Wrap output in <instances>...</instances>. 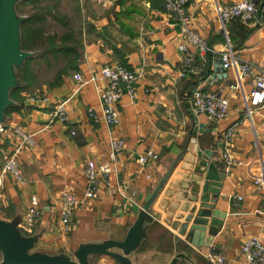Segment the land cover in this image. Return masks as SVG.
Returning <instances> with one entry per match:
<instances>
[{
	"label": "crops",
	"instance_id": "obj_1",
	"mask_svg": "<svg viewBox=\"0 0 264 264\" xmlns=\"http://www.w3.org/2000/svg\"><path fill=\"white\" fill-rule=\"evenodd\" d=\"M240 1L187 0L185 13L192 29L209 50L200 52L186 45L202 73L182 75L178 46L185 42L176 18L164 11L162 0H81L85 15L79 18L82 53L77 70L56 86L39 87L48 96L47 103L30 104L28 94L22 93L23 101L14 104L16 112L2 122L5 128L18 127L34 139L18 156L24 184L5 175L0 189V220L14 223L24 237L33 238L32 252L74 259L81 245L132 241L139 231V248L128 256L132 264H213L211 248L226 263L241 264V247L247 238L258 237L264 244V187L253 182L264 171V110H253L251 118H246L242 100L251 82L239 81L233 69L214 72L227 39L239 60L264 64V21L259 14L252 21L230 20L222 25L216 13L217 6ZM249 1L257 6L261 2ZM113 64L138 75L135 100L122 97L117 105L118 125L93 124L87 110L100 113L98 91L105 83L99 79L75 93L72 76L79 73L86 80ZM234 85L236 89L231 88ZM195 89L227 98V116L212 123L205 115L195 114L190 104ZM66 99V122L51 120L56 104ZM230 128L233 135L227 143L224 135ZM113 138L121 139L124 147L110 161ZM16 144L10 134L0 140V168ZM147 151L159 160L140 165L137 159ZM206 151L212 156L207 157ZM223 153L233 161L232 166L227 168ZM89 161L97 167L107 164L111 170L98 176L96 199L84 198V168ZM211 162L224 175L213 210L225 217L209 246L195 248L187 243L186 232L181 235V225L201 205L204 176ZM160 183L135 231L143 206ZM65 192L81 201L68 231L59 221ZM33 196L41 214L33 227L24 228L22 221ZM89 262L120 264L102 254L89 256Z\"/></svg>",
	"mask_w": 264,
	"mask_h": 264
},
{
	"label": "built area",
	"instance_id": "obj_2",
	"mask_svg": "<svg viewBox=\"0 0 264 264\" xmlns=\"http://www.w3.org/2000/svg\"><path fill=\"white\" fill-rule=\"evenodd\" d=\"M164 11L167 14L174 15L177 20L179 33L184 39L185 44L178 46L179 52L182 53L181 74L182 75H200L202 69L194 65V58L186 45L197 48L200 52H208V47L204 39L195 32L191 27L190 18L185 13V5L187 0H162ZM216 13L224 25L230 20H238L241 22L252 21L258 14L259 8L249 0H243L225 7L216 8ZM222 63V69H233L236 71L238 80L248 79L251 82V89L247 96L242 100L246 118L250 119L253 110H264V64L255 65L252 63L239 60L232 48L228 39L226 40L225 50L219 57ZM72 78L76 81L77 93L83 86L95 83L97 80H102L104 88L98 91L101 110L97 114L93 109L87 110V117L93 124L104 123L109 127L119 124L120 113L117 108L118 103L123 96H127L131 102L135 100V82L138 75L129 70L127 67L113 64L103 66L98 72L91 75L88 79H82L79 73H75ZM236 89V85L231 86ZM48 96L42 91H36L31 95L26 96V102L30 104L47 103ZM68 99L56 104L51 116V120L65 123L66 103ZM191 109L197 115H205L208 121L218 123L223 120L228 113V99L216 93H204L200 89H195L191 95ZM10 134L16 137L17 144L12 152L6 156L0 168V189L3 187V179L5 175H9L17 184H24V178L21 175L18 167V156L25 146H32L34 139L32 134H27L18 127L11 129L5 128L0 124V140ZM74 136L75 132H71ZM233 128L226 131L224 137L227 143L231 141ZM124 142L121 139L113 138L109 143L108 158L113 161L115 157L123 151ZM222 159L225 161L227 168L233 165V161L227 153H223ZM159 157L151 151L140 155L137 162L140 165H146L149 162L158 161ZM109 165L105 164L97 167L94 162H87L84 168V177L86 187L84 198H97V185L99 175H108L110 173ZM255 185L264 187V171L253 178ZM240 200V197H237ZM81 201L70 192H65L61 196V209L59 212V221L64 231H68L70 227V219L73 211L80 205ZM41 214L39 202L36 197H31L30 208L27 211L22 226L31 228L38 220ZM243 262L241 264H264V244L258 237L247 238L241 247ZM210 261L213 264H228L224 258L216 253L213 248L209 255Z\"/></svg>",
	"mask_w": 264,
	"mask_h": 264
},
{
	"label": "water",
	"instance_id": "obj_3",
	"mask_svg": "<svg viewBox=\"0 0 264 264\" xmlns=\"http://www.w3.org/2000/svg\"><path fill=\"white\" fill-rule=\"evenodd\" d=\"M20 1L23 0H0V124L3 122L6 108L14 105L8 96L11 89L19 86L15 69L32 56L31 53L21 50L20 46L19 25L23 18L15 12V7ZM258 6L259 18L264 21V0H261ZM214 72L215 74L225 72L220 60L214 63ZM205 154L207 157L212 156L210 151H206ZM223 178V173L216 165L213 162L209 163L204 176L201 205L191 211V214H195L194 217L188 215L181 225V235L186 232L187 243L195 248L209 246L225 217L223 213L213 210ZM161 186L162 183L156 187L149 201L143 206L135 231L138 230L144 212L149 208ZM140 240L138 231L137 238L132 241H107L98 245H81L75 251L74 259H71L32 252L34 239L24 237L14 223L0 220V264H90L89 256L94 254L106 255L120 264H132L128 256L139 248Z\"/></svg>",
	"mask_w": 264,
	"mask_h": 264
},
{
	"label": "trees",
	"instance_id": "obj_4",
	"mask_svg": "<svg viewBox=\"0 0 264 264\" xmlns=\"http://www.w3.org/2000/svg\"><path fill=\"white\" fill-rule=\"evenodd\" d=\"M58 1L23 0L15 7L16 14L23 18L19 25L21 50L32 56L15 69L19 86L11 89L8 96L14 104L23 101L22 93L39 86L38 68L45 66L48 71H53L51 81L47 82L49 86L60 84L64 77L78 68L82 53L81 34L70 26L65 15L58 12ZM20 6L29 9L20 10ZM49 19L60 24L64 31L60 34L50 33ZM16 110L14 105L7 107L3 120ZM183 248L186 249L185 245Z\"/></svg>",
	"mask_w": 264,
	"mask_h": 264
},
{
	"label": "rangeland",
	"instance_id": "obj_5",
	"mask_svg": "<svg viewBox=\"0 0 264 264\" xmlns=\"http://www.w3.org/2000/svg\"><path fill=\"white\" fill-rule=\"evenodd\" d=\"M58 2H59L58 12L61 15H65L67 17L66 20H68V23L70 24V26L74 28L76 31H78L80 27L79 25L81 22L79 18H82L85 15L84 7H83L81 0H59ZM19 9L25 11V10H28L29 8H24V6H20ZM63 31L64 29L60 24H58L57 22L51 21L49 19V32L50 33L60 34ZM52 75H53V71L52 70L48 71L47 68H45V66H43L42 68H38V73H37L38 79L37 80L39 81V86L33 91L27 92V94L31 95L36 91H41L39 90V87L47 84V82L51 80Z\"/></svg>",
	"mask_w": 264,
	"mask_h": 264
}]
</instances>
